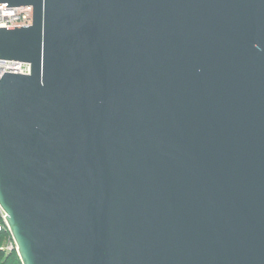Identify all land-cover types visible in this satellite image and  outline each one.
Here are the masks:
<instances>
[{
	"label": "water",
	"instance_id": "obj_1",
	"mask_svg": "<svg viewBox=\"0 0 264 264\" xmlns=\"http://www.w3.org/2000/svg\"><path fill=\"white\" fill-rule=\"evenodd\" d=\"M0 209L21 264H264V0H0Z\"/></svg>",
	"mask_w": 264,
	"mask_h": 264
},
{
	"label": "built area",
	"instance_id": "obj_2",
	"mask_svg": "<svg viewBox=\"0 0 264 264\" xmlns=\"http://www.w3.org/2000/svg\"><path fill=\"white\" fill-rule=\"evenodd\" d=\"M32 22V9L30 7H5L0 8V28L28 27ZM4 73L28 75L30 66L23 62H9L0 60V77ZM7 232L8 238L1 248L4 253L16 252V246L9 235L5 214L0 209V233Z\"/></svg>",
	"mask_w": 264,
	"mask_h": 264
},
{
	"label": "trees",
	"instance_id": "obj_3",
	"mask_svg": "<svg viewBox=\"0 0 264 264\" xmlns=\"http://www.w3.org/2000/svg\"><path fill=\"white\" fill-rule=\"evenodd\" d=\"M7 238V232L0 233V264H21L15 251H12L10 253H4L3 251H1V248Z\"/></svg>",
	"mask_w": 264,
	"mask_h": 264
}]
</instances>
